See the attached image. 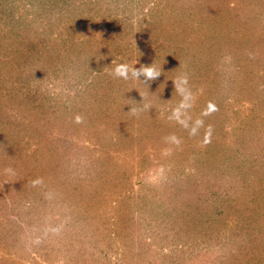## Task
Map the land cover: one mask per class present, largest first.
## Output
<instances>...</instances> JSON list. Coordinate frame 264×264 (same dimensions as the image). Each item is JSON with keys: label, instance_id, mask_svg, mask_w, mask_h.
I'll list each match as a JSON object with an SVG mask.
<instances>
[{"label": "rangeland", "instance_id": "374dc122", "mask_svg": "<svg viewBox=\"0 0 264 264\" xmlns=\"http://www.w3.org/2000/svg\"><path fill=\"white\" fill-rule=\"evenodd\" d=\"M0 264H264V0H0Z\"/></svg>", "mask_w": 264, "mask_h": 264}, {"label": "clouds", "instance_id": "9594fccd", "mask_svg": "<svg viewBox=\"0 0 264 264\" xmlns=\"http://www.w3.org/2000/svg\"><path fill=\"white\" fill-rule=\"evenodd\" d=\"M114 78H122L124 80L128 79H135L138 80V77L143 76L145 77V80H153L157 78L160 75V72H158L153 66L147 67V66H141L139 69H136L134 67H129L126 64H120L115 67V69L111 73ZM181 84L184 85V88L180 89V94L183 96L187 95L190 96L191 92L188 89V76L187 74H183L181 77L177 78ZM175 84V82H174ZM131 113L135 114L136 109L131 108ZM76 123H83V117L80 115H77L75 117ZM7 171L12 172V169H7Z\"/></svg>", "mask_w": 264, "mask_h": 264}]
</instances>
